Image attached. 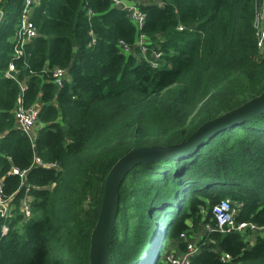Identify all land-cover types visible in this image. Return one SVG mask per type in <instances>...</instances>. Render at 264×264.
<instances>
[{
	"label": "trees",
	"instance_id": "1",
	"mask_svg": "<svg viewBox=\"0 0 264 264\" xmlns=\"http://www.w3.org/2000/svg\"><path fill=\"white\" fill-rule=\"evenodd\" d=\"M259 1L148 0L139 3L138 29L110 0H39L31 16L38 33L19 45L23 0H0V177L15 205L0 217V264H88L110 165L133 146L179 142L264 88ZM138 32L147 36L145 56L134 45ZM153 49L160 66L146 58ZM57 65L66 69L61 85L51 76ZM19 99L38 108L33 139L15 122ZM34 154L60 168L32 165ZM11 165L26 169L21 185ZM91 173L93 199L84 206ZM118 191L109 264H164L167 241L183 252L180 233L196 238L199 230L188 264H264V230L251 244L248 231L203 230L215 225L212 205L222 197L237 207V221L264 226V109L187 151L135 163ZM25 194L31 216L23 219Z\"/></svg>",
	"mask_w": 264,
	"mask_h": 264
},
{
	"label": "built area",
	"instance_id": "2",
	"mask_svg": "<svg viewBox=\"0 0 264 264\" xmlns=\"http://www.w3.org/2000/svg\"><path fill=\"white\" fill-rule=\"evenodd\" d=\"M111 3L117 7L126 9L128 16L135 22L138 29L141 28L144 19L145 12L139 7V3L146 2L148 0H110ZM161 3V0H154ZM39 3V0H23L21 12L19 16V23L15 30L14 39L17 44L21 45L31 37L37 35L38 29L33 22L31 16L34 7ZM2 10L0 9V17ZM255 26V33L257 36V45L260 49L264 46V0H261L256 5L255 15L253 19ZM178 28H182L181 25ZM147 36L144 32H138L134 45L139 46L141 52L145 56V43H147ZM16 45L14 53L19 55L22 52L21 46ZM119 45L124 51H129L130 46L119 40ZM146 58L154 66H160L161 63V51L153 49L149 56ZM8 76H14V64L12 61L8 63V68L5 71ZM51 76L54 82L61 85L66 77V69L63 66H53L51 68ZM23 87V82L21 83ZM14 118L16 124L22 128L31 139L35 134L34 125L38 121V108L35 104L24 105L20 99L16 104L14 110ZM37 164L44 167H53L59 169L60 165L57 161H46L41 159L37 154L33 155L32 165ZM10 171L16 173L20 178V185L25 178L26 169H20L15 165H11ZM53 184V183H52ZM14 193L6 194L4 190L3 180L0 177V217L9 218L13 215L14 207L12 197ZM30 196L25 194L19 200V211L23 214V219L31 216ZM212 215L215 221V225L212 226L209 223H205L203 230L205 231H218L221 233L228 232H240L244 233L255 232L257 230H264V226H257L254 222L250 221H237L235 216L237 213V207L232 204L229 197H222L212 205ZM8 226L4 223L1 226L2 234L6 233ZM179 238L185 242V251L178 252L175 248L171 247L167 249L162 255V261L164 264H188L190 257L198 251L197 240L195 237L189 238L185 232H181ZM220 259L227 261L230 259V255L227 253H221Z\"/></svg>",
	"mask_w": 264,
	"mask_h": 264
},
{
	"label": "water",
	"instance_id": "3",
	"mask_svg": "<svg viewBox=\"0 0 264 264\" xmlns=\"http://www.w3.org/2000/svg\"><path fill=\"white\" fill-rule=\"evenodd\" d=\"M264 109V88L256 95L223 113L202 122L186 138L170 144L133 146L110 166L105 177L98 218L90 235L89 263L109 264V244L119 203V185L137 162L177 155L187 151L206 135L230 122L257 114Z\"/></svg>",
	"mask_w": 264,
	"mask_h": 264
},
{
	"label": "rangeland",
	"instance_id": "4",
	"mask_svg": "<svg viewBox=\"0 0 264 264\" xmlns=\"http://www.w3.org/2000/svg\"><path fill=\"white\" fill-rule=\"evenodd\" d=\"M40 125H41V122L40 121H36V123L34 125V128H38ZM95 179H96L95 173H91L90 177H89V184H88V187H87V190H86L85 199L83 200V205L84 206H87V204H89L92 201V199H93V184L95 182ZM262 232L263 231H259V230L255 231V232H248V235H247V240H249L248 243L249 244L253 243L255 238H256V236L262 235ZM201 234H202V232L200 230L198 232H196V239L200 238ZM171 247H173V246L171 245V243L169 241H167V248L164 250V252L167 249L171 248Z\"/></svg>",
	"mask_w": 264,
	"mask_h": 264
},
{
	"label": "crops",
	"instance_id": "5",
	"mask_svg": "<svg viewBox=\"0 0 264 264\" xmlns=\"http://www.w3.org/2000/svg\"><path fill=\"white\" fill-rule=\"evenodd\" d=\"M37 128H35V130H36Z\"/></svg>",
	"mask_w": 264,
	"mask_h": 264
}]
</instances>
